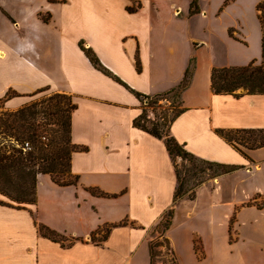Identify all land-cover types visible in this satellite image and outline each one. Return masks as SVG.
I'll list each match as a JSON object with an SVG mask.
<instances>
[{
  "label": "crops",
  "instance_id": "crops-1",
  "mask_svg": "<svg viewBox=\"0 0 264 264\" xmlns=\"http://www.w3.org/2000/svg\"><path fill=\"white\" fill-rule=\"evenodd\" d=\"M191 1L0 0V99L15 93L4 109L29 104L40 89L70 96V138L80 149L70 159L75 185L39 175L34 205H0V264H150L151 230L170 209L164 235L176 264H264V206L256 202L264 147L245 158L216 133L264 129V96L214 95L210 87L212 68L260 61L259 0H199L189 15ZM80 42L129 89L95 69ZM190 59L183 112L169 134L197 158L240 168L173 203V162L162 140L133 126L141 103L130 90H171ZM228 179L238 188L224 193ZM39 225L62 240L41 236ZM233 245L242 246L237 262Z\"/></svg>",
  "mask_w": 264,
  "mask_h": 264
},
{
  "label": "trees",
  "instance_id": "trees-1",
  "mask_svg": "<svg viewBox=\"0 0 264 264\" xmlns=\"http://www.w3.org/2000/svg\"><path fill=\"white\" fill-rule=\"evenodd\" d=\"M48 1L63 3L66 0ZM198 1H191L189 15L199 13ZM256 11L261 32L260 61L258 63L252 61L246 66L212 68L210 87L214 95H229L235 98L242 95L264 96V0L258 1ZM79 47L95 69L129 89L103 67L93 51L84 47L83 42L79 43ZM194 66V60L190 59L181 82L165 93L146 96L130 90L141 104H145L144 108H141V114L133 120V126L162 140L173 162L176 179L173 203L183 198L193 200L196 189L204 180L227 175L240 168L197 158L169 134L170 124L183 112L181 95L190 83ZM46 90H38L36 94H41L39 97L15 111L4 109V102L15 96V93L8 92L0 99V136L9 141L8 146L0 148V195L7 200L0 201L2 206L24 209L26 206L34 205L39 175L49 176L58 186L75 185L77 182V178L70 172L71 155L80 150L71 143L70 138L71 114L75 105L70 96L60 93L46 94L44 93ZM169 97L177 103L178 110L169 122L168 133L162 134L159 130L160 124L149 120L147 109L157 108L161 100H167ZM216 133L245 158L248 157L243 149L248 152L264 147V129H219ZM26 143L28 149L24 148ZM176 159L184 164V172L179 170L175 163ZM166 216L164 232L170 225L168 219L172 216V209L166 212ZM38 231L41 236L51 241L62 240L59 235L43 225L38 226ZM108 232V229H104L97 243L104 241ZM90 239L95 241L94 234ZM156 246L157 243L149 245L150 264H153V247ZM173 261L176 264L174 256Z\"/></svg>",
  "mask_w": 264,
  "mask_h": 264
},
{
  "label": "rangeland",
  "instance_id": "rangeland-1",
  "mask_svg": "<svg viewBox=\"0 0 264 264\" xmlns=\"http://www.w3.org/2000/svg\"><path fill=\"white\" fill-rule=\"evenodd\" d=\"M214 50V55L219 56L220 55V49L219 48H213ZM145 104H141V108L143 109ZM178 110V105L176 102H173L172 98L169 97L167 100H161L158 103L157 108H148L147 109V116L150 121L152 122H158L160 124L159 130L161 131L162 134H167L168 133V127H169V122L172 118V116L175 114V112ZM148 127L149 124L147 125ZM9 141L5 137L0 136V148L4 146H8ZM245 152H247L245 149H243ZM175 163L179 167V170L181 172H184V167L183 163L179 160L176 159ZM233 173V172H232ZM231 174V173H230ZM229 175V174H227ZM227 175H221L218 176L214 179L211 180H204L203 183L201 184L200 187L203 185H208V184H213L215 180H219ZM215 184V183H214ZM235 187L236 189L238 188V181L236 179H228V181H225V183H221V188L222 192H231V188ZM199 189V188H197ZM196 189V191H197ZM195 191V193H196ZM6 201V199H3ZM256 202L258 203V207H263L264 206V196H260L257 198ZM167 220L166 213L163 215L162 219L152 228L151 230V237H153V240L151 243H157L158 246L153 247V264H175L173 261V256L175 257V253L172 250L169 241L164 235V224ZM170 221V219H168ZM165 239L167 241H165ZM241 245H233L230 247V250L232 251V254L230 257L232 258L231 260L233 262H237L239 254H240V249ZM224 248H221V246L216 248V254L221 256L223 254ZM226 249V248H225ZM176 262V260H175ZM236 264V263H234ZM238 264V263H237Z\"/></svg>",
  "mask_w": 264,
  "mask_h": 264
},
{
  "label": "built area",
  "instance_id": "built-area-1",
  "mask_svg": "<svg viewBox=\"0 0 264 264\" xmlns=\"http://www.w3.org/2000/svg\"><path fill=\"white\" fill-rule=\"evenodd\" d=\"M24 148H27L28 149V144L26 143V144H24Z\"/></svg>",
  "mask_w": 264,
  "mask_h": 264
}]
</instances>
